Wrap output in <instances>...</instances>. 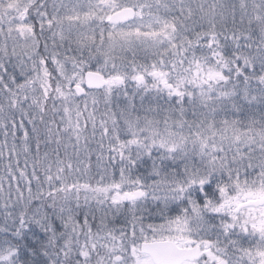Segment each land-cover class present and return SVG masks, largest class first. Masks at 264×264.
I'll list each match as a JSON object with an SVG mask.
<instances>
[{"label":"snow or ice","instance_id":"6c2138e0","mask_svg":"<svg viewBox=\"0 0 264 264\" xmlns=\"http://www.w3.org/2000/svg\"><path fill=\"white\" fill-rule=\"evenodd\" d=\"M0 264H264V0H0Z\"/></svg>","mask_w":264,"mask_h":264}]
</instances>
